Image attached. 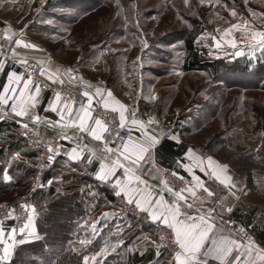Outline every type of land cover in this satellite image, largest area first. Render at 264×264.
I'll return each mask as SVG.
<instances>
[{
  "label": "crops",
  "instance_id": "crops-1",
  "mask_svg": "<svg viewBox=\"0 0 264 264\" xmlns=\"http://www.w3.org/2000/svg\"><path fill=\"white\" fill-rule=\"evenodd\" d=\"M19 3L18 0H0V24L4 29L10 28L8 35L12 38L9 40L17 53L14 56L20 60L36 62L50 57L53 68L57 66L72 68L75 78L69 80L63 77V79L64 83L73 86L78 92V101L73 107L78 109L82 103L87 102V98L81 95L83 91L87 90L93 94V117L100 118L108 124L110 133L106 134V138L111 146V138L117 127L112 125L110 119H115L119 126L120 118L118 112L103 107L102 100L109 90L116 100L127 106L128 119L124 127L131 126L129 122L133 118V113L137 120L147 122L150 118L153 119L155 123L149 131L157 136L158 143L148 154L147 160L141 163L140 169L155 192L159 194L161 191L157 186L164 167L176 168L180 174L188 178V186L194 185L193 174H195L213 196L208 197L203 189H196L197 198H192L186 193L188 203L193 204L194 209H200V212L189 211L188 215L207 214L208 209H214L212 215L217 225L226 229V235L230 231L231 238L238 239L243 244H247L243 237L231 231L223 220L233 218L242 226H251L255 245L264 250V233L258 235V232L264 230V210L257 209L259 203L249 198L253 193L251 190L254 182L234 176L228 163L220 155L196 144L192 139V135L198 133L195 128L183 127L182 120L176 122L167 116L169 112L164 109L158 110L154 84L142 79L143 71L140 70L142 68L133 65L131 43L127 48L124 38L122 42L124 47L118 48V35L113 31L92 34L85 42H81L82 39L76 38L69 27L71 22L79 20L78 16H71L69 11L71 9L67 10L64 0H45L43 20L35 18L28 29L20 19ZM14 9L18 11L12 14ZM66 11L69 14H66ZM21 30H23V39L38 45V50L15 44V39L20 38ZM13 32L16 35H12ZM9 72L21 74L15 67L3 63L0 67V91L3 90L5 83H8ZM81 77L83 81L90 82L92 87L87 88L82 84ZM40 88L38 102L29 116H16L11 111V102L0 107V120L16 123L17 127L14 130L17 133L18 130L21 132L18 137L23 138L26 132L34 131L54 148L57 144L61 146L56 150L49 168L45 169L44 176L38 178L29 166L34 157L21 155L19 150L10 149L8 144L0 143V183L19 187L21 191L16 192V198L27 200L31 210V225L23 232L15 233L16 243L21 245L45 241L46 243L41 245L45 249L59 248L61 258L73 259L76 264H85V257L88 258L87 264H174L173 253L163 252L157 245L155 224L159 221H153L148 213L140 211L134 201L128 203L122 194L117 195V189L112 183L97 179L95 173L99 168L98 160L93 159L89 163L87 153L77 160H71L65 154L73 146L71 141L63 140L59 129L51 127L49 123H55L60 118L58 111H53L50 107L55 94L47 92L42 86ZM96 88L102 90L101 96L95 95ZM31 90L35 91V84H32ZM153 96L155 99H152ZM64 102L62 98L60 105ZM32 116H39L40 120L33 121ZM24 124L28 127L25 128ZM67 131L72 134L71 129ZM82 135L84 143H97L86 134ZM131 135L139 136V132L133 130ZM173 136L177 139H172ZM27 149L33 153L28 143ZM189 149L192 150L191 153ZM209 157L216 164L227 166L223 175L231 178L230 184L226 186L212 176L210 171L206 174L197 166L202 161L203 166L207 168ZM184 165H188L191 172L186 170ZM28 168L31 169L30 172L26 171ZM5 169L10 177L9 181L4 179ZM240 169L244 172L242 167ZM156 170H159V173ZM118 171L122 174V170ZM164 196L166 200L171 201V194L164 192ZM119 198L132 205L136 213L126 211L118 202ZM62 201L66 202V205L64 213L61 212L63 216L60 225L56 228H48L49 220L60 213L57 206ZM228 208L232 209L231 212L226 210ZM52 232L66 235L62 237L61 242L50 243ZM232 259H235V255ZM209 264H219V262L209 259ZM256 264L261 262L256 261Z\"/></svg>",
  "mask_w": 264,
  "mask_h": 264
},
{
  "label": "rangeland",
  "instance_id": "rangeland-1",
  "mask_svg": "<svg viewBox=\"0 0 264 264\" xmlns=\"http://www.w3.org/2000/svg\"><path fill=\"white\" fill-rule=\"evenodd\" d=\"M18 1L20 19L26 28H30L35 18L43 20L45 0L43 3ZM64 1L67 10L71 9V16H78L79 20L71 22L69 27L81 42L92 34L113 31L118 35V48L124 47V38L127 48L131 43L133 65L142 68V79L154 84L158 110H166L167 116L176 122L182 120L183 127L195 128L198 133L192 139L196 144L220 155L234 176L254 182L249 198L259 203L257 209L264 210V117H255L253 113L254 106L264 108V48L249 46L252 32L264 31V0H204V3L188 0L187 4L185 0ZM233 10L235 16L231 14ZM17 11L14 9L12 14ZM232 24L246 27L248 31L232 29L225 35L224 28ZM212 36L220 41V48L215 46ZM189 37L198 65L209 66L185 67ZM232 38L236 40L235 48L225 43ZM237 51L242 54L236 55ZM234 62L238 68L232 66ZM11 127L7 139L0 137L1 144H8L21 133L14 131L15 125ZM22 143L27 144L24 137ZM240 158L255 164L249 177L240 169ZM20 191L16 185L0 187V202L27 203V223L30 204L16 198ZM65 205L64 201L58 204L60 213L49 220L48 228L60 225ZM5 243L12 244V248L0 264L9 262L19 246L5 232L0 238V256L4 255ZM53 254L55 257H48ZM33 257L40 264H60L57 249H48L46 254Z\"/></svg>",
  "mask_w": 264,
  "mask_h": 264
},
{
  "label": "snow or ice",
  "instance_id": "snow-or-ice-1",
  "mask_svg": "<svg viewBox=\"0 0 264 264\" xmlns=\"http://www.w3.org/2000/svg\"><path fill=\"white\" fill-rule=\"evenodd\" d=\"M41 2L43 3V0ZM187 3L188 0H185V4ZM201 3H204V0H201ZM231 14L235 16L236 12L233 10ZM244 23L247 25L248 22L245 21ZM232 29L248 31L246 27L232 24L230 27L224 28L223 32L225 35H228ZM9 31L10 28L6 27L5 39L12 38V36L8 35ZM12 35H16V33L13 32ZM19 36L20 38L15 39L17 46L39 49V46L35 43L27 42L23 39V30L20 31ZM211 39L216 42L215 46L220 48V41L217 40L216 36H212ZM221 39H224V37L222 36ZM249 40L251 42L249 44L250 47L264 48V31H253ZM225 43L232 45L234 48L236 47V40L234 38L225 40ZM145 47H147V44H145ZM16 54V50L13 49V55ZM241 54V51L236 52L238 56ZM19 63L26 65L28 62L26 59H22ZM37 64L40 65L39 75L46 77L52 83L59 82L63 84V77H67L69 80L75 78L72 68H62L60 66L53 68L50 57L47 60H37ZM2 66L3 62H0V67ZM81 83L87 88L92 87L90 82L83 81L82 77ZM21 84L22 86H20ZM32 84L33 73L31 67H29L26 79L23 73L9 72L8 83H5L3 90L0 91V107L8 105L11 102V111L16 116H29L31 110L35 108L38 102L37 98L41 90L40 85L36 83L35 91H32ZM101 94L102 90L96 88L95 95L101 96ZM81 95L87 98V102L82 103L78 109L73 107L74 100H65L60 105L62 99L60 92H56L54 100L50 102V107L53 111H58L60 117L55 123L49 122L50 126L58 128L61 138L71 141L73 145L65 154L71 160H77L83 158L85 153H87L89 163L93 159L98 160L99 168L95 173L97 179L112 183L117 189V195L122 194L128 203L134 201L140 211L148 213L153 221H159L171 230L170 240L175 248L173 253L174 264H209V259L218 261L219 264H256V261L264 264V250L259 249L252 240H249L247 244H243L240 240L231 238L232 233L230 231L226 235V229L219 227L212 215L214 209H208L207 214L188 215L189 211L200 212V209H194V205L188 203V195L192 198H197L196 189H203L208 197L213 196V193L205 187L204 182L195 174H193L194 185L181 188L179 191H175L173 187H170L166 180H161L160 183L163 185V188L157 194L153 186L148 183L147 179H145V174L140 169V165L147 160L148 154L158 143L157 136L152 131H149V128L155 123L153 119L150 118L147 122L137 120L133 113V118L129 122L131 125L128 128L129 135L127 138H120L121 143L117 144L116 147H112L106 138V134L110 133L108 124L100 118L93 117V94L86 90ZM152 99H155V96ZM102 103L105 109L119 113V126L123 128L128 119L126 116L127 106L116 100L110 90L107 92V96L103 98ZM32 120L39 121L40 117L32 116ZM23 126L25 128L28 127L27 124ZM69 129L72 130L71 135L67 131ZM133 130L138 131L139 136L134 137L131 135ZM82 134H86L97 143H84ZM172 139H177V137L173 136ZM60 147L57 144L54 149L49 144L48 151L51 153L59 150ZM191 151L189 149V153ZM48 160L51 162L53 156L49 155ZM197 166L206 174L210 171L212 176L216 177V179L226 186L230 184L231 178L223 175L224 169L227 167L226 165H218L209 157L207 168L203 166L202 161ZM184 167L191 172V168L188 165H184ZM118 170H122V174ZM156 171L159 173V170ZM3 175L5 180L10 179L7 169L4 170ZM173 175L177 174L173 173ZM222 175L223 179H221ZM180 179L182 180L183 177H180ZM232 186L234 187V185ZM164 190L171 193V201L165 199ZM226 210L231 212L232 209L228 208ZM33 212H35V209H33ZM31 219L32 217L29 216V221L25 224L24 228L30 227ZM221 223L223 222L221 221ZM24 228H21L20 231L23 232ZM4 235V230L0 228V238L4 237ZM7 235L12 238L13 244H15V229L7 232ZM245 235L247 234L245 233ZM11 248L12 244L5 243L3 249L4 255L0 256V260L8 258ZM254 253L255 256H253ZM233 255H235V259H232ZM87 260L88 258L85 257V264H87Z\"/></svg>",
  "mask_w": 264,
  "mask_h": 264
},
{
  "label": "built area",
  "instance_id": "built-area-1",
  "mask_svg": "<svg viewBox=\"0 0 264 264\" xmlns=\"http://www.w3.org/2000/svg\"><path fill=\"white\" fill-rule=\"evenodd\" d=\"M13 49L14 47L10 43V40L5 39L4 26L0 24V62L15 67L26 77L28 75L29 67H31V71L33 73V84L38 83L47 92L52 94L60 92L64 100H74L75 102L78 101V92L73 86L67 83H52V81L46 80L43 76L39 75L40 65L37 64L36 61L27 60L28 63L26 65L19 63L20 59L16 58L13 55ZM107 117L110 119L109 115H107ZM110 120L112 125L117 127V131L111 138L112 146L116 147L117 144L121 143L120 138H127V136L129 135L128 127L120 128L119 126H117V121L115 119ZM24 137L28 143V147L34 153V158L29 163V166L34 170L36 176L40 178L42 172L53 161L52 160L51 162H49L48 156L52 155L54 159L56 150L50 153L48 151L50 143L46 140H43L34 131L26 132ZM173 173H176L177 175H173ZM180 177H183V179L181 180ZM161 180H166L169 186L173 187L175 191H179L181 188H186L188 186V178L180 174V172L174 167L162 168L160 181ZM157 188L161 190L163 188V185L159 182ZM164 192H167V190H164ZM118 202L126 211L134 214L136 213L135 211H133V206L124 202L122 198H119ZM28 214V204L25 202L17 201L13 204L0 202V228H2L5 232H9L12 229H15V231H19L21 228H24ZM223 222L231 231L240 234L243 237L244 241H254V237L251 233V226H242L238 224L233 218H226L223 220ZM155 228L157 233V245L159 246L160 250L163 252L174 253V244L170 240L171 230L160 222L155 224ZM245 233L247 235H245Z\"/></svg>",
  "mask_w": 264,
  "mask_h": 264
},
{
  "label": "trees",
  "instance_id": "trees-1",
  "mask_svg": "<svg viewBox=\"0 0 264 264\" xmlns=\"http://www.w3.org/2000/svg\"><path fill=\"white\" fill-rule=\"evenodd\" d=\"M186 52H187V55H186L185 60L188 61L187 62L188 64L186 63L185 67L191 68L194 65H198V63H197L198 56H197V53L192 46L191 37L186 39ZM206 65L209 66L210 64H206ZM206 65H202V66L198 65V66L207 67ZM232 66H234V68H238V63L234 62L232 64ZM263 88H264V85H263ZM253 113H254L255 117H258V116L264 117V108L254 106ZM12 125H15V128L17 127L16 123H14L13 121L0 120V137L3 136L2 138L7 139V137H9L8 133L11 130ZM22 141H23V138H21V137L14 138V139L10 140V142H8V146L10 147V149L19 150L21 155H29L30 157H34V153H31L27 149V144L26 145L23 144ZM240 162L242 163V168L246 171L247 176L249 177L250 171L255 166V164L253 162H248V161L246 163L242 158H240ZM47 168H49V167H47ZM31 169L28 168V169H26V171L30 172ZM45 172H46V170L43 171L42 176H44ZM0 187H2L3 189L5 187L7 188V186L4 185L3 182L0 183ZM263 233H264V230H262L261 232H258V235L260 236ZM65 235H66L65 233H61V232L50 233V238H51L50 243L61 242L62 237H65ZM43 243H46V242L45 241H43V242L42 241H36L33 243H25V244H21V245L17 246L16 250L14 251V254L11 255L12 259L9 262H6L4 264H40L34 260L33 255H40V254L42 255L44 253L46 254V250H48V249L54 250L53 248L52 249L51 248L45 249V247L41 246ZM56 249H57V255H58L57 258H58V261L60 262V264H72L73 263V259L72 260L67 259V257H65L64 259L61 258V256H60L61 250H58V248H55V250ZM48 257L53 258L55 256L53 254V256H48ZM48 257H46V259ZM45 263H48V261ZM53 264H55V263H53Z\"/></svg>",
  "mask_w": 264,
  "mask_h": 264
},
{
  "label": "bare ground",
  "instance_id": "bare-ground-1",
  "mask_svg": "<svg viewBox=\"0 0 264 264\" xmlns=\"http://www.w3.org/2000/svg\"><path fill=\"white\" fill-rule=\"evenodd\" d=\"M10 179H8V181H9Z\"/></svg>",
  "mask_w": 264,
  "mask_h": 264
}]
</instances>
